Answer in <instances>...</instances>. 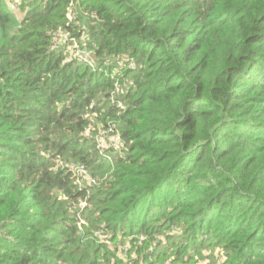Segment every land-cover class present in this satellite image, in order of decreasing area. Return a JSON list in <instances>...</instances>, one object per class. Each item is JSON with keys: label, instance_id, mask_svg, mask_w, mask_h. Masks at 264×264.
Returning <instances> with one entry per match:
<instances>
[{"label": "trees", "instance_id": "trees-1", "mask_svg": "<svg viewBox=\"0 0 264 264\" xmlns=\"http://www.w3.org/2000/svg\"><path fill=\"white\" fill-rule=\"evenodd\" d=\"M21 10L0 0V264H264V0Z\"/></svg>", "mask_w": 264, "mask_h": 264}, {"label": "built area", "instance_id": "built-area-1", "mask_svg": "<svg viewBox=\"0 0 264 264\" xmlns=\"http://www.w3.org/2000/svg\"><path fill=\"white\" fill-rule=\"evenodd\" d=\"M7 5L10 9H20V1L19 0H7ZM68 21L69 20H73L75 17V11L73 9H69L66 15ZM50 35L52 37V48L53 49H61L63 56L65 59V61H77L79 63H83L86 65H89L91 67H94V63H90L89 60L93 57V50L89 49L86 47V42H84L83 44V51L82 52H76L77 55H73V53L75 52L74 49L77 48L78 46V41L77 39L72 38V36L61 26L51 30ZM86 39V35L83 36ZM81 37V38H83ZM76 41V42H75ZM77 45V46H76ZM68 46H70V50L69 48H67ZM67 55L69 57H67ZM117 64L121 65V63L117 62ZM129 66H132V64L130 63ZM123 89H125V87H120L117 86V84L115 85V89L114 91H112V103L116 104L118 109H124V106L122 104L121 101L116 100L115 98L120 95L123 91ZM116 96V97H115ZM95 120V118H94ZM89 130H93L91 127H89V129L87 130V132ZM113 128H108V130H106L105 128L101 129L98 131L97 135V139H98V148L100 149V154L103 155L104 153L109 152L110 150L114 151V152H122L123 147L125 146L124 143L119 140V137L116 135L115 137H117V143L116 145L113 144V142H109L108 141V135H112ZM105 155V154H104ZM103 155V156H104ZM76 172V183L77 184H81V183H87V182H92L91 179L89 178L87 172L84 170L83 167L81 166H75L73 168ZM143 240V237H139V243ZM219 264L222 262V259L218 260ZM165 264H169L168 261L165 262Z\"/></svg>", "mask_w": 264, "mask_h": 264}, {"label": "rangeland", "instance_id": "rangeland-1", "mask_svg": "<svg viewBox=\"0 0 264 264\" xmlns=\"http://www.w3.org/2000/svg\"><path fill=\"white\" fill-rule=\"evenodd\" d=\"M12 1V0H11ZM20 1V6H21V4H24V0H19ZM20 6H19V8H20ZM11 11L13 12V14L15 15V16H17L18 18H20V16H22L23 14H24V12L21 10L20 11V9H16V10H14V9H11ZM72 20V19H71ZM71 20H69V21H71ZM76 42V41H75ZM84 42H86V39L83 37V38H80L79 39V41L77 42L78 43V46H77V48L76 49H74V53H73V55L75 56V55H77L76 54V52H82L83 51V44H84ZM70 46H68L67 48H69ZM69 50H70V48H69ZM67 57H69L68 55H67ZM66 59V58H65ZM95 61H96V59H95V56H94V53H93V57L89 60V62L90 63H95ZM118 85H123V84H119V83H117ZM125 84V83H124ZM117 85V86H118ZM95 123H97V126H96V131H97V133H98V131L99 130H101V129H103L104 127H102L98 122H95ZM114 131V130H113ZM97 136H99V135H97ZM116 135H108V141L109 142H113V144H115L116 145V143H117V137H115ZM218 251L219 250H215L214 251V255L215 256H217L218 254ZM206 253H208V252H206ZM217 254V255H216ZM207 263H209V260H203V261H200V264H207ZM215 264H216V260H215V262H214Z\"/></svg>", "mask_w": 264, "mask_h": 264}]
</instances>
